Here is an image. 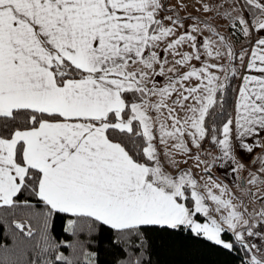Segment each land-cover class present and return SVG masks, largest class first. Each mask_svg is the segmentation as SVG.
Here are the masks:
<instances>
[{
  "label": "snow or ice",
  "instance_id": "obj_1",
  "mask_svg": "<svg viewBox=\"0 0 264 264\" xmlns=\"http://www.w3.org/2000/svg\"><path fill=\"white\" fill-rule=\"evenodd\" d=\"M0 264H264V0H0Z\"/></svg>",
  "mask_w": 264,
  "mask_h": 264
},
{
  "label": "crops",
  "instance_id": "obj_2",
  "mask_svg": "<svg viewBox=\"0 0 264 264\" xmlns=\"http://www.w3.org/2000/svg\"><path fill=\"white\" fill-rule=\"evenodd\" d=\"M225 28L222 26L221 30L223 31ZM214 151V150H212ZM214 174L217 175V176H220L221 173L219 171H217L216 169L213 170Z\"/></svg>",
  "mask_w": 264,
  "mask_h": 264
},
{
  "label": "trees",
  "instance_id": "obj_3",
  "mask_svg": "<svg viewBox=\"0 0 264 264\" xmlns=\"http://www.w3.org/2000/svg\"><path fill=\"white\" fill-rule=\"evenodd\" d=\"M239 48V47H237ZM107 258V257H105ZM216 259H220V260H225V259H231L230 257H222V256H218V257H215Z\"/></svg>",
  "mask_w": 264,
  "mask_h": 264
},
{
  "label": "rangeland",
  "instance_id": "obj_4",
  "mask_svg": "<svg viewBox=\"0 0 264 264\" xmlns=\"http://www.w3.org/2000/svg\"><path fill=\"white\" fill-rule=\"evenodd\" d=\"M223 31H226V29H224ZM236 47H239V44H237ZM177 158L179 159V157H177ZM187 166H188V167H192V166H193V165H192V162L189 161V163H188ZM213 170H214V169H213Z\"/></svg>",
  "mask_w": 264,
  "mask_h": 264
}]
</instances>
